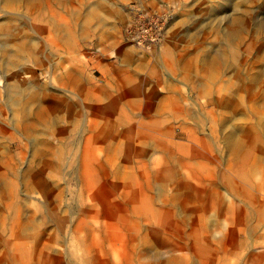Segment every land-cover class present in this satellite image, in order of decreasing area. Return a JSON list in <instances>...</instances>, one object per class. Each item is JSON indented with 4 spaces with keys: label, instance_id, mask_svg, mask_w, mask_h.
Returning a JSON list of instances; mask_svg holds the SVG:
<instances>
[{
    "label": "rangeland",
    "instance_id": "obj_1",
    "mask_svg": "<svg viewBox=\"0 0 264 264\" xmlns=\"http://www.w3.org/2000/svg\"><path fill=\"white\" fill-rule=\"evenodd\" d=\"M0 264H264V0H0Z\"/></svg>",
    "mask_w": 264,
    "mask_h": 264
},
{
    "label": "built area",
    "instance_id": "obj_2",
    "mask_svg": "<svg viewBox=\"0 0 264 264\" xmlns=\"http://www.w3.org/2000/svg\"><path fill=\"white\" fill-rule=\"evenodd\" d=\"M138 17L132 20V37L140 47H149L152 42L158 40L162 34V26L159 21L165 14L143 10Z\"/></svg>",
    "mask_w": 264,
    "mask_h": 264
},
{
    "label": "bare ground",
    "instance_id": "obj_3",
    "mask_svg": "<svg viewBox=\"0 0 264 264\" xmlns=\"http://www.w3.org/2000/svg\"><path fill=\"white\" fill-rule=\"evenodd\" d=\"M27 45H28V44H27ZM25 47H26V45H25ZM32 49H33V48H32ZM30 52H31V51H30ZM205 62H206V61H205ZM24 90H25V89H24ZM28 92H29V91H28ZM166 112H167V111H166ZM168 114H169V113H168ZM161 115H162V114H161ZM165 118H166V117H165ZM163 120H165V119L163 118ZM232 125H233V124H232ZM15 127H16V125H15ZM236 128H237V127H236ZM17 129H18V128H17ZM130 147L133 148V146L130 144L129 147H128V149H127L128 151H131V150H130ZM198 163H199V162H198ZM200 164H201V163H200ZM200 164H199V165H200ZM3 166H4V165H3ZM200 166H202V164H201ZM202 167H203V166H202ZM205 167H206V166H205ZM251 167H252V165H251ZM200 168H201V167H200ZM202 169H203V168H202ZM225 174H226V173H225ZM224 177H225V176H224ZM222 178H223V177H222ZM222 178H221V179H222ZM229 180H230V178H229ZM221 181H222V180H221ZM225 183H226V181H225ZM172 261H174V259L169 260V262H172Z\"/></svg>",
    "mask_w": 264,
    "mask_h": 264
}]
</instances>
